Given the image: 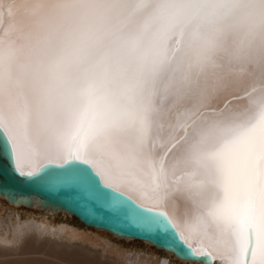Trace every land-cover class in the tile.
I'll list each match as a JSON object with an SVG mask.
<instances>
[{
	"label": "snow or ice",
	"instance_id": "6c2138e0",
	"mask_svg": "<svg viewBox=\"0 0 264 264\" xmlns=\"http://www.w3.org/2000/svg\"><path fill=\"white\" fill-rule=\"evenodd\" d=\"M0 157L184 264H264V0H0Z\"/></svg>",
	"mask_w": 264,
	"mask_h": 264
},
{
	"label": "bare ground",
	"instance_id": "6f19581e",
	"mask_svg": "<svg viewBox=\"0 0 264 264\" xmlns=\"http://www.w3.org/2000/svg\"><path fill=\"white\" fill-rule=\"evenodd\" d=\"M23 207L10 205L0 197V264H160L155 256L114 245L111 234L81 229L63 212L66 221L60 224L54 219L58 212L34 205L32 208L41 213L40 220L35 216L23 220L17 211ZM166 254L169 259H163L161 264H174V256Z\"/></svg>",
	"mask_w": 264,
	"mask_h": 264
},
{
	"label": "water",
	"instance_id": "95a60500",
	"mask_svg": "<svg viewBox=\"0 0 264 264\" xmlns=\"http://www.w3.org/2000/svg\"><path fill=\"white\" fill-rule=\"evenodd\" d=\"M0 193H10L17 198H24V202L17 205L10 202L3 195H0L10 205L27 208H32L35 205L42 210H51L53 213L63 212L64 214L73 216L86 227L107 232L118 239L139 240L165 253H169L163 247L158 246L157 243L150 242L149 237L140 234L132 227H115L106 217L101 218L99 215L90 216L85 210L73 204L65 193H53L29 183L26 178H22L12 171V164L4 157H0ZM121 199H124V197H121Z\"/></svg>",
	"mask_w": 264,
	"mask_h": 264
},
{
	"label": "rangeland",
	"instance_id": "374dc122",
	"mask_svg": "<svg viewBox=\"0 0 264 264\" xmlns=\"http://www.w3.org/2000/svg\"><path fill=\"white\" fill-rule=\"evenodd\" d=\"M17 211L23 215V220H25L26 217H28V216H30V217H34L35 216L37 219L40 220L41 213L38 211L37 208H26V207H23V209H17ZM36 213H38V215H36ZM61 213L62 212H58V215L57 216L55 215L54 219H55L56 223H58V221H60V224L61 223H65V222H62V220L66 221L65 216H68V217L71 216V215H66V214H64L65 215L64 216ZM71 217L74 219V221L72 222V223H74V225H76V226L79 225V227L81 229L86 228V226H84L79 221H77V219H75L73 216H71ZM68 220L71 221L70 219H68ZM87 228L90 229V230L96 231L95 229H92V228H89V227H87ZM97 231H99V230H97ZM100 232H103V231H100ZM111 237L114 238V236H112V235H111ZM107 238L110 239L109 237H106L105 239H107ZM112 243L114 245H119L121 247V249L126 250V251H136V252H139V253L142 252V253H145L144 255L148 254L151 257L155 256L157 258L156 260L158 262H160V264H161L163 259H169L167 257L168 254L164 253L162 250H158V249L154 248L152 245H150L148 243H143V242H141L139 240H123V239H118V238L115 237V239H113ZM154 253H156V254H154ZM171 261L174 264H184L183 261H179L178 259H175L174 257H173V259H171Z\"/></svg>",
	"mask_w": 264,
	"mask_h": 264
}]
</instances>
